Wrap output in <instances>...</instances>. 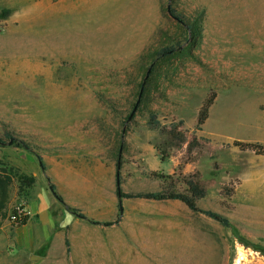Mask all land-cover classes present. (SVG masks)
Instances as JSON below:
<instances>
[{"label": "rangeland", "instance_id": "obj_1", "mask_svg": "<svg viewBox=\"0 0 264 264\" xmlns=\"http://www.w3.org/2000/svg\"><path fill=\"white\" fill-rule=\"evenodd\" d=\"M150 114L210 149L163 160ZM119 158L126 195L199 171L198 206L232 226L179 201L122 199L121 214ZM0 174V264H264V0H0Z\"/></svg>", "mask_w": 264, "mask_h": 264}, {"label": "trees", "instance_id": "obj_2", "mask_svg": "<svg viewBox=\"0 0 264 264\" xmlns=\"http://www.w3.org/2000/svg\"><path fill=\"white\" fill-rule=\"evenodd\" d=\"M173 1V0H172ZM4 16H8V11ZM168 14L170 17L177 19L176 14L174 13V9L172 5L168 7ZM184 27L186 32L190 37H198L201 35V29L199 30L195 23H185L183 20L179 21ZM174 50L168 47H164L158 51H155L154 54L150 57L151 59V69L158 59H170L173 57ZM140 90L145 91V87L143 84L140 85ZM139 95V94H138ZM215 95L212 96L200 110L197 120V130L201 131L205 126L208 118H209V110L210 107L215 102ZM149 125L153 130H158L161 136L164 138L163 142L159 144L156 149L160 153L163 160H167L171 158L174 153L178 151H184V157L181 160L180 168L183 169L185 166L195 164L199 161L201 155L204 153L206 149H210L207 147L208 140L205 138H200L196 134L189 136L187 132L182 129V124H172L170 127L162 126L159 122L158 118L154 114H150L149 117ZM12 144H15L12 142ZM27 148V147H25ZM40 164L43 171H46V167L40 158ZM116 167L118 170V178H117V190L116 194L119 200L121 199H138L145 201H154V202H167V201H179L184 204L190 211L193 213L203 214L209 216L221 226L225 228H230L231 221L227 217L214 213L211 211H205L198 206V203L205 199L208 193V187L203 182L202 174L199 171H196L192 174L188 175H180L178 179H174L173 177H167L163 180V184L159 191L155 192H139L136 194H123L120 188V170L122 168L121 158L117 160ZM48 182L50 180L48 179ZM32 184V182H31ZM178 184H182L186 190L184 192L177 191ZM10 186V179H3V176L0 174V212L4 206L5 201L8 198V191ZM50 190H52L55 197L63 202L61 196H59L56 192V188L53 185H50ZM68 211L86 219L83 215L79 214L77 210L67 207ZM14 219L18 220L17 225L23 226L27 223V218H22L19 215L18 211L14 212ZM1 226V223H0Z\"/></svg>", "mask_w": 264, "mask_h": 264}, {"label": "water", "instance_id": "obj_3", "mask_svg": "<svg viewBox=\"0 0 264 264\" xmlns=\"http://www.w3.org/2000/svg\"><path fill=\"white\" fill-rule=\"evenodd\" d=\"M52 191V190H51ZM53 192V191H52ZM120 210H121V214L123 212V203H122V199L120 200ZM40 258L38 257H32L33 261H38Z\"/></svg>", "mask_w": 264, "mask_h": 264}, {"label": "crops", "instance_id": "obj_4", "mask_svg": "<svg viewBox=\"0 0 264 264\" xmlns=\"http://www.w3.org/2000/svg\"><path fill=\"white\" fill-rule=\"evenodd\" d=\"M113 164V163H112ZM114 165V164H113ZM115 166L116 165H114L113 166V168L111 167L110 169H109V172H110V174L112 175L113 173H115L116 172V168H115ZM154 202V201H153Z\"/></svg>", "mask_w": 264, "mask_h": 264}]
</instances>
